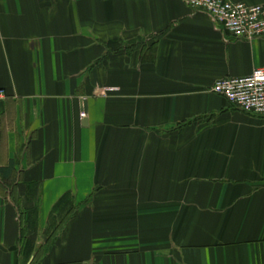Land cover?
Returning <instances> with one entry per match:
<instances>
[{"label":"crops","instance_id":"obj_1","mask_svg":"<svg viewBox=\"0 0 264 264\" xmlns=\"http://www.w3.org/2000/svg\"><path fill=\"white\" fill-rule=\"evenodd\" d=\"M256 68L184 0H0V264H264V117L210 91Z\"/></svg>","mask_w":264,"mask_h":264},{"label":"built area","instance_id":"obj_2","mask_svg":"<svg viewBox=\"0 0 264 264\" xmlns=\"http://www.w3.org/2000/svg\"><path fill=\"white\" fill-rule=\"evenodd\" d=\"M184 1L192 10L208 15L233 38L251 40L264 36V6L231 0ZM210 91L239 111L264 117V68H256L246 77L219 79Z\"/></svg>","mask_w":264,"mask_h":264},{"label":"trees","instance_id":"obj_3","mask_svg":"<svg viewBox=\"0 0 264 264\" xmlns=\"http://www.w3.org/2000/svg\"><path fill=\"white\" fill-rule=\"evenodd\" d=\"M71 201V197L69 194L64 195L60 201L54 206L51 214V223L53 224L56 219L58 218L59 226L62 227L66 220L70 218V214L72 212V209L65 211V207L69 204ZM58 226V228H59Z\"/></svg>","mask_w":264,"mask_h":264}]
</instances>
